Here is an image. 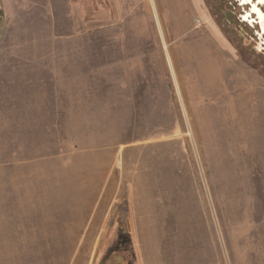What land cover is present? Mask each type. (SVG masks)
I'll return each mask as SVG.
<instances>
[{"label":"rangeland","instance_id":"374dc122","mask_svg":"<svg viewBox=\"0 0 264 264\" xmlns=\"http://www.w3.org/2000/svg\"><path fill=\"white\" fill-rule=\"evenodd\" d=\"M52 4L0 20V264H96L117 223L139 264H264L251 3Z\"/></svg>","mask_w":264,"mask_h":264},{"label":"flooded vegetation","instance_id":"af4514ba","mask_svg":"<svg viewBox=\"0 0 264 264\" xmlns=\"http://www.w3.org/2000/svg\"><path fill=\"white\" fill-rule=\"evenodd\" d=\"M239 2L243 5L251 3L249 9L253 12V15L242 14V19L250 25L261 23L264 31V11L259 7V3L264 5V2L262 0H257V3L254 0H239ZM262 28L260 27L259 34L262 33ZM262 38L264 39V32ZM116 228L112 237L105 242L96 264H139L140 259L130 230L118 223Z\"/></svg>","mask_w":264,"mask_h":264},{"label":"crops","instance_id":"0c3cea01","mask_svg":"<svg viewBox=\"0 0 264 264\" xmlns=\"http://www.w3.org/2000/svg\"><path fill=\"white\" fill-rule=\"evenodd\" d=\"M25 1L27 3H31V6L29 8L31 9V13L33 16H37V19L39 18V14L41 15H47L51 16L53 14L52 11V0H30L29 2L27 0H0V20L2 19L3 15L6 16L12 14H19L23 15L24 10L22 7L25 6ZM0 30H1V22H0ZM27 62V69H30L33 66L34 59L28 58V60H25ZM31 64V65H30Z\"/></svg>","mask_w":264,"mask_h":264},{"label":"bare ground","instance_id":"6f19581e","mask_svg":"<svg viewBox=\"0 0 264 264\" xmlns=\"http://www.w3.org/2000/svg\"><path fill=\"white\" fill-rule=\"evenodd\" d=\"M254 218V217H253ZM256 231V230H255ZM254 261V260H253ZM261 261V260H260ZM249 263V262H248Z\"/></svg>","mask_w":264,"mask_h":264},{"label":"snow or ice","instance_id":"6c2138e0","mask_svg":"<svg viewBox=\"0 0 264 264\" xmlns=\"http://www.w3.org/2000/svg\"><path fill=\"white\" fill-rule=\"evenodd\" d=\"M262 2H264V0H262Z\"/></svg>","mask_w":264,"mask_h":264}]
</instances>
